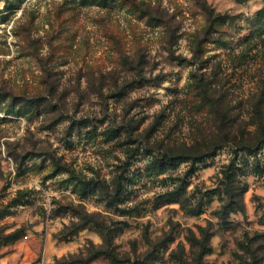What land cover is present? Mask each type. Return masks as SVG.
<instances>
[{"label":"rangeland","instance_id":"1","mask_svg":"<svg viewBox=\"0 0 264 264\" xmlns=\"http://www.w3.org/2000/svg\"><path fill=\"white\" fill-rule=\"evenodd\" d=\"M213 72L264 112V0H0V264H264V140L181 158Z\"/></svg>","mask_w":264,"mask_h":264},{"label":"trees","instance_id":"2","mask_svg":"<svg viewBox=\"0 0 264 264\" xmlns=\"http://www.w3.org/2000/svg\"><path fill=\"white\" fill-rule=\"evenodd\" d=\"M247 55L248 53L239 55L236 57V60L241 62L243 57ZM221 81H226V78L221 77L215 72H213V75L208 78H205L204 75L201 77H193L191 85V100L194 104L193 109L197 112L206 111L208 116L215 118L214 126L205 129L202 128L203 130L199 131L200 138L193 145V150L195 149V152L197 153L196 156L195 154L192 156H186L183 154L181 158H193L197 161H202L206 157L215 155L218 149L227 145H234L237 150L253 152L252 150L254 145L252 144L254 142L258 143L264 140V112L261 111V102L258 101V104L255 105V113L251 123L241 120L237 116L233 115V108L228 105L229 100L226 96L227 94L219 86ZM252 125L256 126V130L249 129V126ZM255 170H257V172H262L258 165ZM227 179L229 180L230 177L227 176ZM227 191L229 201L224 207L223 214H228L229 211H244V203L241 202V198L246 192V189L234 187L230 179L227 184ZM15 202L17 201H14V203ZM86 224V222L76 224L75 231L85 228ZM202 248L203 255L209 252L205 245H203ZM106 254L107 251L105 248L103 249V247H100L99 250H88V255L83 257L77 256L68 263L90 264L93 260Z\"/></svg>","mask_w":264,"mask_h":264}]
</instances>
